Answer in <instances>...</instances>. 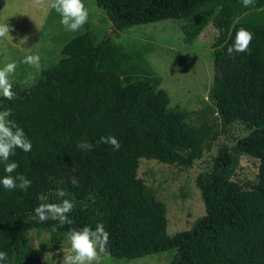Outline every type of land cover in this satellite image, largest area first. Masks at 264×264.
<instances>
[{
  "label": "trees",
  "instance_id": "16d2710c",
  "mask_svg": "<svg viewBox=\"0 0 264 264\" xmlns=\"http://www.w3.org/2000/svg\"><path fill=\"white\" fill-rule=\"evenodd\" d=\"M113 29L163 19L189 18L205 4L218 6L212 18L215 45L233 43L235 32L253 33L254 69L244 80L214 77L211 95L222 122L252 121L254 128L231 147L221 149L211 170L197 178L204 214L184 231L168 235L164 205L136 177L139 158L188 165L200 149L201 136L167 106L164 89L149 83L123 84L111 69H97L96 60L106 38L93 42L89 32L72 36L60 48V57L42 69L32 86L13 83L18 98H3L10 117L23 128L32 149L17 148L10 161L32 181L27 192L7 191L0 185V251L11 264H38L26 233L31 228L69 233L70 228L103 223L109 232L110 257L131 259L167 249V264H264V0L245 8L242 0H94ZM247 12L245 16L242 14ZM221 56L218 48L214 50ZM115 136L119 151L97 144L101 136ZM87 140L94 148L77 149ZM232 152L257 159V181L244 189L222 173L232 165ZM56 167L72 170L79 187L69 181L58 188L48 178ZM5 175L0 164V177ZM63 189L65 197H58ZM70 199L75 207L71 225L41 223L34 209L41 203Z\"/></svg>",
  "mask_w": 264,
  "mask_h": 264
},
{
  "label": "rangeland",
  "instance_id": "374dc122",
  "mask_svg": "<svg viewBox=\"0 0 264 264\" xmlns=\"http://www.w3.org/2000/svg\"><path fill=\"white\" fill-rule=\"evenodd\" d=\"M48 2L37 6L34 0H2L0 23L11 25L13 30L9 33L12 39L0 38V67L15 61L17 68L11 79L25 88L23 81L28 74L33 75L35 82L42 69L62 57L60 48L72 36L89 32L94 43L106 38L96 68L115 71L123 84L149 83L164 89L167 106L179 110L184 122L201 136L199 152L186 166L139 158L136 168V177L164 205L166 233L189 229L204 214L197 178L211 170L221 149L231 147L258 122L257 118L222 122L211 95L214 77L246 78L247 72L254 69L253 50L232 57L226 52L232 43L215 45L217 32L212 18L219 8L216 5L205 4L192 19H163L117 30L94 0H83L89 12L88 23L72 32L60 24V14L48 7ZM260 10L264 14V4ZM215 48L221 52L220 57L215 55ZM30 54H39L40 70L21 62ZM4 109L0 96V110ZM258 114L260 121L264 120V105ZM231 154L232 165L222 171L223 175L244 189L253 188L257 159L240 152ZM48 178L61 188L74 177L72 170L56 167L48 171ZM68 237L69 233L42 228H31L26 233L38 264H63V258L72 254ZM173 252L174 249H167L131 259L101 256L99 264H167Z\"/></svg>",
  "mask_w": 264,
  "mask_h": 264
},
{
  "label": "clouds",
  "instance_id": "9594fccd",
  "mask_svg": "<svg viewBox=\"0 0 264 264\" xmlns=\"http://www.w3.org/2000/svg\"><path fill=\"white\" fill-rule=\"evenodd\" d=\"M35 5L43 6L45 0H34ZM242 5L247 8L254 5V0H242ZM48 7L55 9L61 16L60 24L69 31L77 32L89 20V12L85 7L83 0H49ZM12 26L0 23V38L12 37L9 35ZM24 40L27 37L23 38ZM253 40V33L245 28H240L235 32L233 43L227 47L226 52L234 57L237 54L248 53L250 44ZM22 63L40 70L39 54H30L24 57ZM17 63L15 61L0 67V96L9 101L17 99V93L13 91L14 81L11 77L15 74ZM24 85L32 86L34 77L28 74L23 81ZM13 115L11 109L0 110V164L3 165L5 175L0 177V185L7 191L19 189L27 192L32 185V181L24 174H16L19 165L15 161H10V157L15 154L19 148L24 152H30L32 144L26 136L22 127H20L10 117ZM97 144L110 145L113 151H119L120 141L113 135L101 136ZM76 147L81 152H88L94 148L93 143L87 140H81L76 143ZM73 187H79V181L73 178L71 181ZM58 197H65L63 189H57ZM75 205L70 199H62L60 203H41L35 207V218L38 222L44 223L49 219L57 221L58 226L71 225L72 219L69 213L73 211ZM109 232L105 229L103 223H97L95 229L89 226H83L79 229L70 228L69 242L72 254L63 258V264H99L100 257H110L111 253L108 247ZM0 264H11L8 253L0 251Z\"/></svg>",
  "mask_w": 264,
  "mask_h": 264
},
{
  "label": "water",
  "instance_id": "95a60500",
  "mask_svg": "<svg viewBox=\"0 0 264 264\" xmlns=\"http://www.w3.org/2000/svg\"><path fill=\"white\" fill-rule=\"evenodd\" d=\"M1 2H2V0H0V6H1Z\"/></svg>",
  "mask_w": 264,
  "mask_h": 264
}]
</instances>
